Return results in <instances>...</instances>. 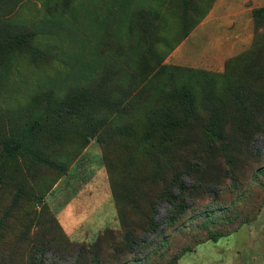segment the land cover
I'll return each mask as SVG.
<instances>
[{"label":"rangeland","instance_id":"obj_1","mask_svg":"<svg viewBox=\"0 0 264 264\" xmlns=\"http://www.w3.org/2000/svg\"><path fill=\"white\" fill-rule=\"evenodd\" d=\"M41 1L45 4L51 3L47 15L57 14L64 22L63 36L77 32L80 37L81 32L87 31L82 24L84 13L79 12L78 17L74 18L69 13V8L72 3L74 6L79 1L90 4L89 0H30L32 7L29 10L23 8L18 11L25 19V26L38 17L39 12L34 8L35 5L42 4ZM208 1L210 0H172L166 13V21L159 30L158 24L153 30V49L150 52L152 57L159 58L171 44L180 39L192 24L193 19L190 17L199 15L197 9H203ZM237 2L238 5L242 4L241 1L237 0L235 3ZM244 3L251 5L252 9L264 6L261 0H244ZM10 7L11 0H0V31L16 32L19 28L16 20L13 23L3 15ZM101 11L106 14L107 9ZM251 18L253 20L249 36L248 32H243V27L235 28L234 24L221 27V24L204 22L195 30L191 29L188 39L178 51L181 64L167 62L168 56L163 62L205 72L203 82L208 88L205 93L202 91L197 96V104L191 117L198 115L204 119L209 115L203 107L202 98L211 90L209 87H214L215 92L227 103L213 104V107H219L215 111L218 110L224 118L223 125L215 128L227 132L231 141L210 147L203 140V137H208L205 132L206 125L194 122L191 127H186L185 135L189 140L181 142L178 138L175 143L163 142L155 146L138 145L127 134L123 135L118 130L113 132L109 128L95 131L94 134L85 131L84 135L79 134L81 130H76L49 149L56 157V164L62 163L61 168L37 161L32 163L37 180L43 186L44 198L30 204L13 202L11 197L14 191L5 186L0 189V212L9 205L17 216L26 207L32 206L39 211L41 204L45 205L44 215L39 218V225L46 231L45 238L59 244L58 239L54 240L50 236L60 234L64 238L61 239L64 245L71 242L63 226L71 218L68 216L71 213L78 222L74 228L76 236L73 238L76 249L82 244L93 243L97 234L92 232L98 231L96 227L100 225L96 219L107 214L106 227L110 226L118 236L116 235L114 244L108 241L103 244L102 253H99L102 261L99 264H175L177 257L178 264H264V172L261 170L264 166V15L254 18L251 13ZM46 30H50L48 26ZM51 30L54 31V28ZM31 31L33 34L29 42L32 49L21 51L19 60L8 58V61L5 53L8 52L9 45L0 47V113L5 115L9 108H14L12 114L16 122L22 120L16 112L18 105L23 108L27 106L33 112L36 105L44 103L43 100L32 99L33 95L43 94L34 92L36 89L33 84H21L17 81L20 78L26 81L35 79L36 77L31 76L33 69L41 72L37 75L42 78L46 70L49 72V68L55 66V61L50 56L40 57L32 52L39 49L36 46L39 44L40 33L36 26ZM4 39V34L0 35V42ZM64 43L68 46L74 44L69 39ZM143 53L142 50L127 54L133 59V63H138L137 68L131 67L132 74L136 76H132L130 82L120 83L122 76L114 71V75L110 76L115 82L105 84L109 88L110 96L125 98L120 107L129 99L130 106L123 109L127 111V116L119 117V123L124 124L129 119L135 121L127 126L132 125L136 135H140L144 126L138 121H146V127H149L148 115L157 106L156 100L149 101L153 91H156H152L151 87L157 88L162 84L169 87L170 82H178L187 74L166 69L163 75L154 76L144 84L148 75L156 71V67L155 62L149 60L151 56L147 58ZM122 61L126 62V58ZM7 63L11 65L9 72L4 70ZM18 69L22 73L21 77ZM167 76L171 79L166 80ZM65 102L73 108L77 100L68 99ZM116 103L118 102L105 99L98 104L96 111L99 115L109 113ZM79 123L75 126H79ZM150 129L155 132L154 127L151 126ZM245 130L251 132L247 146L239 138V131L243 133ZM85 135L88 140L84 138ZM236 149L246 152L243 157L247 159L236 166L224 162L225 152ZM0 168L9 174L11 162L0 160ZM100 173L104 175L100 176ZM174 173L180 174L186 194L180 193L181 188L178 185H171ZM218 175L221 181L216 178L213 184H210V178L208 181L206 179L209 184L199 182L200 177ZM241 178L243 181H238ZM162 180L167 181L164 187ZM168 189L171 195L177 197L173 199V206L167 196ZM98 194L105 195L106 198L108 195L109 203L104 198L103 202L102 198L99 200L96 196ZM181 207L183 211L179 212ZM111 208L114 212H110ZM117 208L122 209L127 227L120 226ZM210 210V215H207L205 211ZM17 222V218L5 219L4 226L0 229V241H13ZM90 223L95 227H90ZM35 227L34 224L33 228ZM106 227L99 229V232L105 231L100 240L108 237ZM231 228L235 231L218 238L217 241L207 239L196 247L194 245L211 233H225ZM126 231L127 238L120 239L121 232ZM129 240L134 242L130 248ZM186 249L190 250L185 251ZM14 253L26 255L27 250L18 244ZM44 255L46 264H74L77 250L72 251V254L65 248L60 250L57 255H71L64 259L54 257L53 250H48ZM108 255H121V262L109 258ZM78 262L77 260L76 263Z\"/></svg>","mask_w":264,"mask_h":264},{"label":"trees","instance_id":"obj_2","mask_svg":"<svg viewBox=\"0 0 264 264\" xmlns=\"http://www.w3.org/2000/svg\"><path fill=\"white\" fill-rule=\"evenodd\" d=\"M95 1L98 2L97 7ZM171 1L89 0L90 4L79 1L74 6H72V3L69 8V13L72 17L77 18L79 12L81 14L82 12L84 13V18L82 19L84 22L82 21V24L86 27L87 31L81 32L82 36L79 37L77 32H70L63 36L65 32L62 31L64 23L62 19L57 14H46L50 11L51 3L45 4L43 3L44 1H41L42 4L35 5L37 9L35 7L34 10L38 11L39 15L34 21L25 26L26 24L23 22L25 19L22 17V13H18V11H21L23 8L29 10L32 7L30 0H11V9L3 12V15L6 20H10L13 23L16 20L17 24H19L17 27L19 28H17L16 32L15 30L11 32H7V30L0 31V35L4 34L5 38L0 42V47L9 45L8 52L5 53L6 59L19 60L22 54L21 51L32 49L29 42L30 36L33 34L31 28L33 29L36 26L40 33L39 44L36 46L39 49H34L32 52L38 54L40 57L47 58V56H50L55 61V66L53 65L51 69L49 68V72L46 70L44 77L40 78L37 74H41V72L34 71L33 69V72H31L33 75L31 76L36 77L35 79L32 78L26 81L20 78L17 81L21 84H33V88L36 89L34 92L43 93L41 96H32L34 100H43L44 103L42 105H36L33 112H30L27 106L23 108L21 105H18L19 107L16 108V112L22 117V120L18 122L13 120L12 113L15 110L14 108L13 110L9 108L5 115H1L0 113V160H5L8 163L11 162L9 174L0 168V189L5 186L11 187L14 191L11 197L13 202L30 204L35 200L44 198L43 186L37 180L32 163L33 161H37L57 169L61 168L63 166L62 163L56 164V157L49 149L55 143L61 142L65 137L72 135L76 130H81L82 134H79L84 135L85 131H91L90 133L94 134L93 132L95 131L109 128L113 132L118 130L123 135L127 134V137L130 140L136 141L138 145L155 146L163 142L165 144L175 143L178 138H180L181 142L189 140L190 138H187L185 135L186 127H191L194 122L195 124L201 123L206 125L205 132L208 137H202L203 140L209 143L210 147L231 141L229 136H227V132L215 128V126L223 125L224 118L218 110L215 111L219 107H213V104L226 105L227 103L215 92L214 87H209L211 90L202 98L203 107L207 109L209 115L204 119L198 117V115L191 117L192 111L196 106L195 104H197V96L202 91L205 93L208 88L205 87L203 82L205 72L192 69L191 67L163 63L166 56L169 55L175 46L186 38L191 29L204 18L215 0L205 3L203 9H197L200 12L199 15L190 17L193 21L188 30L184 32L180 39L171 44L167 51L159 58H157L158 56L152 57L150 52L153 49L151 46L153 30L157 24L159 30L162 23L166 21V13ZM188 2H192V0H188ZM101 9H107L106 14H103ZM251 13L254 18L258 17V15L263 16L264 6L253 8ZM47 26L50 30H46ZM253 27H256V20L253 21ZM51 28H54V31ZM135 38L136 40H134ZM68 39L70 43L74 44L70 46L66 45L64 42ZM126 41L127 43H125ZM142 50L144 51L143 56L147 58L151 56L149 60L150 62L154 61L156 67L154 73L150 70L151 73L144 84H147L149 80L151 81L154 76L163 75L166 69L177 73L186 72L187 74L178 82H170L169 87L165 84L158 85L157 88L151 87L152 91H156H153L152 98L149 101L156 100L157 106L148 115L147 121L149 127H146V121H138L141 126H144L140 135H136L132 125L127 126V124H132L135 121L129 119L124 124L119 123L120 118L127 116V111L123 109L130 106V103H128L129 99L126 100L124 106L120 107L121 102L125 101V98L110 96L109 88L106 85L115 82L110 76L114 75V71L115 74H121L120 83L130 82L131 78L136 76L134 73L132 74L131 67L137 68L138 63H133V59H130L127 54L132 53V51ZM124 58H126V62L122 61ZM4 66V70L9 72L11 65L9 66L7 63ZM149 67L151 66L149 65ZM18 72L21 77L22 73L19 69ZM139 78L142 80V77ZM165 79L169 80L171 78L167 76ZM144 84L143 86H145ZM68 99H75L78 104L76 102L73 108H71L65 102ZM105 99H111L118 103L110 109L109 113L99 115V112L96 111L98 110V104H101ZM212 110L214 111L212 112ZM78 122H80L79 126H75ZM151 126L155 128V132L150 129ZM240 134V142L247 146L251 137L250 130H245L243 133L239 131ZM84 138L88 140L86 135ZM230 154L233 156H230ZM243 155H246V152L240 149L225 152L223 161L236 166L247 159ZM167 161H170V159H167ZM261 170L264 172V166ZM184 172L189 174V172ZM179 176V173L172 175L171 185H178L181 188L180 193L186 194V189L182 187ZM204 177L199 178L201 184H209L206 182V179L208 181L209 178L210 184H213L216 178L220 180L219 175L218 177ZM238 181L242 182L243 180L241 178ZM166 182V180H162V187L165 186ZM167 193V196L170 197L168 199L171 205H175L173 199L177 197L170 194V189H168ZM114 196L113 198H116ZM45 210L46 206L42 204L39 211L33 209L32 206L31 208L26 207L17 216L13 214L14 212L9 205L1 210L0 229L3 228L7 217L17 218L18 222L15 226L16 234L13 241H0V264H46L44 254L48 250H53L54 257H59L60 259L71 256L57 255L63 248L68 250L69 254L77 250L75 257L76 261L78 260L79 262L76 263L75 261L74 264H99L102 261V255H99V253H102L103 244L107 241L110 244L116 242V235L118 236V234L114 233L110 226L106 227L108 229V237L100 240L105 231L97 232L93 243L88 245L82 244L79 249L75 248L76 244H73V239L68 235L66 236L71 242L65 245L62 244L61 239L64 238L60 234L50 236L54 240L58 239L59 244L52 240H46V231L39 225V218L44 215ZM181 211H183L182 207L179 212ZM116 212L120 226L127 227L125 225L126 217L123 215L122 209L117 208ZM205 212L207 215H210L211 210ZM171 220H174L173 215ZM34 224L36 225L35 228H33ZM233 231L235 229L231 228L225 233L222 231H219L218 234L217 232L211 233L210 236L197 241L194 245L196 247L200 243L206 242L207 239L217 241L218 238L229 235ZM127 234V231L121 232L120 239L127 238ZM18 244L21 248L27 250L26 255H15L14 251L17 249ZM132 244H134L133 240H129L128 248ZM189 250L186 249L185 251ZM83 252H86L88 255H85ZM120 256L108 255L109 258H113L118 262H121ZM177 260L178 257L175 264H178Z\"/></svg>","mask_w":264,"mask_h":264},{"label":"crops","instance_id":"obj_3","mask_svg":"<svg viewBox=\"0 0 264 264\" xmlns=\"http://www.w3.org/2000/svg\"><path fill=\"white\" fill-rule=\"evenodd\" d=\"M234 0H215L214 3L212 4L211 8L208 10L207 14L204 16V18L194 27V30L198 28L201 24L204 22H212L216 24H221V27H229L234 24L235 28H242L243 27V32H248V36L251 25H252V18H251V10L252 7L248 3H244V0H238L241 1L242 4L238 5V2H232ZM248 1V0H247ZM256 2H259L260 0H253ZM96 2V1H95ZM261 2H264V0H261ZM96 5H98V2H96ZM264 5V4H262ZM193 32V31H192ZM191 32V33H192ZM190 33V34H191ZM189 36V35H188ZM188 37L186 36V39L182 40L181 43H179L168 55L167 57V62H172L174 64H181L180 62V54L178 51L182 48V46L185 44L186 40ZM230 48L228 47V50ZM103 173H100V176H103ZM99 200L102 198V202L105 199L106 202L109 203L108 201V195L107 198L102 196L101 194L96 195ZM101 196V197H100ZM104 198V199H103ZM110 208V206H109ZM113 209L111 208L110 212ZM114 212V210H113ZM113 214V213H112ZM68 216H70V219H67L66 224H64V229L68 235H71L70 238H74L76 235H74V228L77 226L78 222L75 221L76 218L72 217V214L70 213ZM107 214L102 215L99 219H96V222L98 221L100 223L99 226H97L98 231H94L92 233H97L99 232L100 228L106 227L108 220H107ZM97 222V223H98ZM92 223L89 224L90 227L94 228L95 226L92 225ZM94 229H92L93 231ZM73 235V236H72ZM255 258V257H254Z\"/></svg>","mask_w":264,"mask_h":264}]
</instances>
